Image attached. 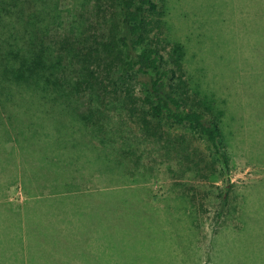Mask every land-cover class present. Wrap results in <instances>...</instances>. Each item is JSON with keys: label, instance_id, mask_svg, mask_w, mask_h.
Wrapping results in <instances>:
<instances>
[{"label": "rangeland", "instance_id": "374dc122", "mask_svg": "<svg viewBox=\"0 0 264 264\" xmlns=\"http://www.w3.org/2000/svg\"><path fill=\"white\" fill-rule=\"evenodd\" d=\"M155 1L165 8L162 32L155 35L158 47L168 66V53L181 48L184 101L216 117L223 141H231L226 148L229 169L221 170L196 131L147 115L145 93L128 76L115 73L107 79L103 73V88L86 90L80 111L90 110L95 94L108 104V111L101 106L100 118L91 124L101 127L125 175L114 171L88 184L91 193H105L90 200L102 222L88 254L95 256V264H264V0ZM111 2L52 0V37L58 42L79 31L72 41L83 54L94 32L106 37L110 31L115 18ZM83 61L89 60L80 57L79 64ZM87 66L97 71L95 64ZM13 171H7L11 178ZM3 186L9 203L26 199L18 184ZM226 186L231 191L222 206ZM52 207L42 211L61 209ZM40 214L33 240L44 249L49 240ZM76 215L70 208L59 219L61 248L70 250L65 226L79 225ZM2 222L0 218V264H10L9 257L19 256L14 255L16 232ZM235 223L243 224L239 234L231 229ZM75 230L77 237L82 231ZM81 251L87 254L83 247ZM52 258H61L60 264L64 260L58 254ZM84 260L63 264H86Z\"/></svg>", "mask_w": 264, "mask_h": 264}, {"label": "trees", "instance_id": "16d2710c", "mask_svg": "<svg viewBox=\"0 0 264 264\" xmlns=\"http://www.w3.org/2000/svg\"><path fill=\"white\" fill-rule=\"evenodd\" d=\"M51 2L0 0V218L16 232L14 255L19 256L9 257L10 264H60L61 258L54 261V254L62 256L63 263L82 258L86 264H95V256L89 255L87 248L96 244L102 219L90 200L105 193H91L88 184L114 171L125 175L101 127L91 124L100 118L101 106L108 111V104L95 94L90 110L80 111L85 91L103 88V73L107 79L115 73L122 78L128 76L145 93L146 113L158 123L196 131L222 171L229 169L226 148H231V141H223L221 127L211 111L204 106L187 107L182 50L171 49L168 66L155 36L162 32L163 6L155 0H112L115 18L108 38L94 32V41L81 54L72 41L79 31L58 42L52 37ZM82 35L87 40L88 35ZM80 57L89 60L87 64H95L97 71L89 69L84 61L79 64ZM64 117L68 122H61ZM11 168L13 178L7 175ZM5 183L18 184L26 195L24 202L12 204L4 199ZM230 191L231 186H226L222 206ZM50 207L61 209L42 211ZM70 208L80 219L77 226H65L71 239L67 250L58 246L56 237L62 230L59 219ZM38 212L46 218L49 241L44 249L33 240L39 234ZM242 226L235 223L231 229L238 233ZM75 228L82 231L77 237ZM82 247L87 254L78 252Z\"/></svg>", "mask_w": 264, "mask_h": 264}]
</instances>
